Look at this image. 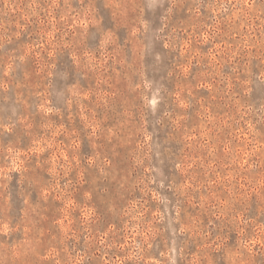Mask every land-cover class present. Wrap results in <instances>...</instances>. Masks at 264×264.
<instances>
[{"label":"rangeland","instance_id":"obj_1","mask_svg":"<svg viewBox=\"0 0 264 264\" xmlns=\"http://www.w3.org/2000/svg\"><path fill=\"white\" fill-rule=\"evenodd\" d=\"M0 264H264V0H0Z\"/></svg>","mask_w":264,"mask_h":264}]
</instances>
